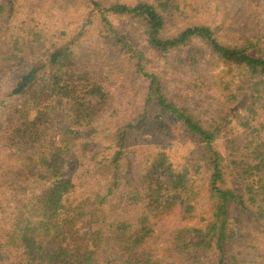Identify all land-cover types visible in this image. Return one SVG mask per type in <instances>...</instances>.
<instances>
[{
	"label": "trees",
	"instance_id": "1",
	"mask_svg": "<svg viewBox=\"0 0 264 264\" xmlns=\"http://www.w3.org/2000/svg\"><path fill=\"white\" fill-rule=\"evenodd\" d=\"M173 1L105 8L84 0L81 5L94 6L86 19L47 36L35 28L26 30V25L19 34L10 32L9 18L18 3L0 0V89L4 87L6 96L0 101V150L5 151L0 158V264H166L154 259L150 247L167 234L178 254L191 249V240L197 238L202 243L196 247L206 245L221 256L218 264H225L226 249L236 239L231 210L249 209L264 222V55L255 38L234 47L223 44L211 27L198 24L165 37L164 15ZM111 14L142 25L158 52L198 42L211 53L222 101L246 104L237 120L239 133L225 141L227 157L214 150L222 139L220 128L171 101L161 78L150 72L154 64L148 53L136 52L116 32ZM94 17L108 29L105 39L119 48L124 59L136 62V72L147 81L146 100L136 109L139 114L116 130L115 160H122L124 151L142 135L164 132L171 120L180 123L208 149L212 171L205 193L211 209L209 217L208 212L203 215L202 228L189 225L197 219L203 191L195 188L186 166H175L164 153L146 155L141 188L130 183L121 196L122 208L117 211L109 204L108 212L115 213L111 218L94 219L100 213L97 206L103 207L96 199L112 197V190L71 202L78 186L64 175L70 143L82 132H96L114 107L105 80L86 69L87 55L81 57L77 50ZM91 155L93 161L99 157L97 152ZM231 178L241 182L243 193L228 186ZM177 214L182 228L167 231V221Z\"/></svg>",
	"mask_w": 264,
	"mask_h": 264
},
{
	"label": "rangeland",
	"instance_id": "2",
	"mask_svg": "<svg viewBox=\"0 0 264 264\" xmlns=\"http://www.w3.org/2000/svg\"><path fill=\"white\" fill-rule=\"evenodd\" d=\"M83 1L16 0L18 4L14 16L9 18L8 29L14 34H19L26 25V30L35 28L37 31H44L47 36L53 34L55 30L65 31L72 28L79 18L82 21L86 19L94 7L91 3L90 9L81 5ZM93 1L102 7L110 8L117 5L134 7L140 1L147 0ZM111 16L109 20L116 32L128 39L136 52L148 53V59L154 64L150 72H155L161 78L171 101L195 112L203 122H212L220 128L222 139L214 150L224 158L227 157L229 148L225 141L239 133L237 120L244 114L246 104L241 102L230 105L232 103L222 101L223 97L214 83L213 75L216 71L212 66L215 59L211 53L198 42L165 54L158 52L145 37L142 25H133L119 16L113 14ZM164 18L165 37L175 36L187 27L198 24L211 27L223 44L234 47H241L242 42L255 38V43L260 46L264 55V0H175L171 4V11L165 14ZM78 25L79 23L76 26ZM85 30L86 37L77 50L81 57L83 54L87 55L86 69L99 74L105 80L106 92L112 95L111 105L114 107L98 123L96 132H82L70 143V154L65 160L64 175L78 186L71 202L76 204L82 198H93L97 193L105 196L112 190L114 193L112 197L104 201L96 199L103 207L97 206L95 210L100 213L94 219L101 218L100 222H103V219L111 218L115 213L108 212L109 204L112 209L119 211L122 208L123 190L130 188V183L135 188H141L146 155L164 153L175 166L179 168L186 166L195 188L203 191L204 195L197 206V219L189 225L202 228L203 215L208 212L209 217L211 209V202L205 193L212 171L207 159L208 149L189 136L186 128L180 123L171 120L167 122L164 132L146 133L137 138V141L129 146L125 153L123 152L125 155L122 156V160L116 161L115 154L118 152V143L114 141V136H117L116 130L131 122L139 114L140 109H136L143 107L146 100L147 81L136 72L134 67L136 62L124 59L127 57L120 54L119 48L105 39L108 29L101 19L97 17L90 19V24ZM3 88L0 89V101L6 98L3 97ZM115 110L117 112L113 115ZM95 152L99 157L93 161L91 154ZM4 156L5 151L2 149L1 160ZM228 186L240 194L243 193L240 181L231 178L228 180ZM20 192L15 194L23 196L24 194ZM167 222V231L170 232L180 230L184 224L178 214ZM230 222L236 239L226 249L225 264H264V222H259L252 216L251 210L241 207H234L231 210ZM161 229H165L164 226ZM167 237L168 234L162 241L150 247L154 259L158 262L218 264L220 260L221 256L211 249H206V245L196 247L202 243L200 239H192V248L186 253L178 254Z\"/></svg>",
	"mask_w": 264,
	"mask_h": 264
}]
</instances>
